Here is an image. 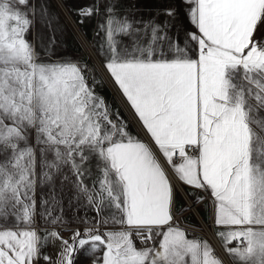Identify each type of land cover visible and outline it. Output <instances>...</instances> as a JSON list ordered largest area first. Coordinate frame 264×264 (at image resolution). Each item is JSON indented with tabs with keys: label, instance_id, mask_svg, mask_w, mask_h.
Segmentation results:
<instances>
[{
	"label": "snow or ice",
	"instance_id": "obj_1",
	"mask_svg": "<svg viewBox=\"0 0 264 264\" xmlns=\"http://www.w3.org/2000/svg\"><path fill=\"white\" fill-rule=\"evenodd\" d=\"M184 4L194 31L182 46L167 21L120 18L112 5L98 26L102 70L145 142L113 117L94 70L36 51L33 0H0V264H75L81 252H102L92 264H223L207 240L175 223L177 182L205 194L197 203L211 199L231 264H264V0ZM39 14L51 23L43 3ZM93 162L90 188L84 165ZM66 167L76 198L100 219L82 220L68 240L55 230L41 236L37 215L44 229L64 220L44 207L48 199L37 211V187L56 174L67 180ZM57 240L53 260L42 248Z\"/></svg>",
	"mask_w": 264,
	"mask_h": 264
},
{
	"label": "rangeland",
	"instance_id": "obj_2",
	"mask_svg": "<svg viewBox=\"0 0 264 264\" xmlns=\"http://www.w3.org/2000/svg\"><path fill=\"white\" fill-rule=\"evenodd\" d=\"M60 1L66 11L69 13V15H71V17L74 19L81 33L88 41L87 43L91 45L89 46L93 48L92 50H94L101 63L103 62V57L99 55V52L101 51L100 44L103 37V33H100V35H97V33L99 32L98 26L105 19L106 5H112L116 16L120 18L127 17L129 20L135 21H155L161 24L164 21H167L170 25V27L167 29L168 34L173 39L179 38L181 46L182 42L187 37V33L190 31H194V28L190 24L187 17L186 5L184 4V0ZM33 3H35L37 6V14L35 16V23L33 29L30 35L28 36V39L34 43L36 51L41 55V57L46 62L58 60L61 58H70L72 61L78 62L80 64H86L89 69L94 70L97 80L101 82V84L98 85L95 90L99 95L104 98L106 103L110 105L113 117H115L116 113L119 112V115L122 117V119L129 124L132 134L138 135L139 138L145 140V142H149L150 140L148 139V137H143L141 135V133L143 132H139L137 124H135L136 121L134 122V120L130 118L127 114L124 105L119 100L110 83L106 80L105 76L97 66L98 64L94 61L93 57L90 56L91 54L89 55L87 49L84 48V44L81 43L77 34L74 32L66 17L61 12L59 6L57 5V2L55 0H33ZM40 3H43L47 8L48 17L51 21L50 24L45 23L39 14ZM87 7H92L94 9L93 15L91 17L81 16L79 14V10ZM97 7L99 8L98 13L95 11ZM168 9L174 10V17H168L164 15V12ZM135 26L141 27V31L135 33V35L143 36L142 25ZM117 38L120 39V37ZM123 39L125 43L130 42V38L126 37ZM261 115H264V112H262ZM151 146L155 150V147L153 145ZM49 159H52L51 155H49ZM84 169L85 176L83 177V181L86 185L91 188L93 186V181L99 176V172L94 167V162L91 164L84 165ZM39 170L40 169L38 166L37 171ZM63 172L67 174V180L63 179V175L56 174L51 182H46L44 185L37 187L36 202L37 211L40 212L43 211V208L41 207L42 201L44 199H48L49 205H46L44 207H51L53 209V216H62L64 220V225L55 229H53L52 227H48L47 229L41 228L39 226L42 225L44 222L39 215L36 216V222L38 225L37 230L41 236L44 235L45 231L50 232L55 230L59 232L60 236H62L64 240H68L71 234L78 228L82 230V220L87 219L89 221H93L96 219H100V216H97L95 209L89 207L86 204V201L83 197H81L80 199L76 198V193L74 189L76 177L72 175L71 171L67 167L63 169ZM182 187L183 185L181 186V188ZM182 192L177 190L176 199H184L186 201L187 197L184 193V189ZM53 195L55 196L56 203H52ZM192 210V224L197 226L192 227L190 225L191 219L188 221L186 220L187 223L185 224L186 227L189 229L188 231H190L191 235L196 234L202 240H207L214 249L213 245L205 235L206 228H204V226H206L213 232L211 223H205L202 225L199 218H197V212L193 207ZM105 215H108L107 211L101 213V216ZM175 223L183 224V221L181 219H176ZM100 230L102 232L104 229L101 228ZM49 244L50 241L47 243V246L42 248V252L44 254H47V251L50 253ZM214 251L215 255L220 258L215 249ZM97 256H99V253H96L95 256H86L84 252H81L76 260L80 262V258H82V260L95 259ZM80 263H83V261ZM39 264H46V262L41 259L39 260Z\"/></svg>",
	"mask_w": 264,
	"mask_h": 264
},
{
	"label": "crops",
	"instance_id": "obj_3",
	"mask_svg": "<svg viewBox=\"0 0 264 264\" xmlns=\"http://www.w3.org/2000/svg\"><path fill=\"white\" fill-rule=\"evenodd\" d=\"M57 2V5L59 6L61 12L64 14V16L66 17L67 21L69 22V24L71 25V27L73 28L74 32H76L75 28L73 27L72 23H70V21H73V23L77 26V24L75 23L74 19L71 17V15H69V13L66 11V9L64 8L63 4L61 3L60 0H55ZM78 28V26H77ZM79 29V28H78ZM80 31V29H79ZM81 33V31H80ZM77 34V32H76ZM82 34V33H81ZM78 38L80 39L81 43L83 44L79 34H77ZM83 36V34H82ZM84 37V36H83ZM84 39L86 40V38L84 37ZM87 41V40H86ZM88 42V41H87ZM90 45V44H89ZM84 46V45H83ZM91 46V45H90ZM85 48V47H84ZM92 48V47H91ZM93 49V48H92ZM94 51V50H93ZM88 52V51H87ZM89 53V52H88ZM95 53V52H94ZM90 55V54H89ZM96 55V53H95ZM97 57V55H96ZM98 60V67L101 70V72L103 73V75L105 76L106 80H110L107 76V74L102 70V63L100 62L99 58L97 57ZM112 84L114 85V83L112 82ZM115 86V85H114ZM116 87V86H115ZM117 88V87H116ZM119 91V90H118ZM121 94V93H120ZM122 96V95H121ZM122 99H124L122 97ZM126 101V100H125ZM127 103V102H126ZM130 107V106H129ZM132 111V110H131ZM134 114V112H132ZM141 135L143 137H145V135L143 133H141ZM150 140V138H148ZM154 146V145H153ZM155 147V146H154ZM184 189V193L187 197V200L185 201L184 199H175V206L173 210L174 212V221L177 220H182L183 224H178L179 227L183 228L186 230V232L188 233V237L189 238H198L200 240H202L198 235L194 234L191 235L190 231H188L189 229L186 227V224L188 220L191 219V226H197V225H193L192 224V215L191 212H193L192 207L195 209V211L197 212L196 214L202 219V221L204 223H211L213 232L216 235L217 232V228L214 225V215H213V205H212V201L210 198L205 197L202 203H197L196 199L198 196H204L205 194L201 191H197L195 189H192L190 187H186L183 186L182 187ZM195 214V216H196ZM187 220V221H186ZM190 223V222H188ZM177 224V223H176ZM183 225V226H182ZM189 225V224H188ZM40 234V233H39ZM157 241L160 239L159 237L156 238ZM219 240V239H218ZM219 242L221 243V241L219 240ZM136 246L138 248L143 247L140 242L137 240L136 241ZM49 248H50V253L47 251V255H50L52 257L53 260L56 259V256L58 254V252L60 251V241H55V243L53 244V242L50 241L49 244ZM102 255V252L99 253V256ZM92 260L93 259H83L80 258V262L83 261V263H80L78 260L75 261V264H92Z\"/></svg>",
	"mask_w": 264,
	"mask_h": 264
},
{
	"label": "bare ground",
	"instance_id": "obj_4",
	"mask_svg": "<svg viewBox=\"0 0 264 264\" xmlns=\"http://www.w3.org/2000/svg\"><path fill=\"white\" fill-rule=\"evenodd\" d=\"M70 23H72L73 27L75 28L77 34H79L85 48L87 49V51L89 52V54H91L90 56L93 57L94 61L98 64V60L97 57L94 53V51L92 50V48L89 46V44L87 43V41L84 39V37L82 36V34L80 33L79 29L77 28V26L73 23V21H70ZM75 32V33H76ZM105 75V74H104ZM106 76V75H105ZM107 78V77H106ZM107 81L110 83L111 87L113 88L114 92L116 93V95L118 96L119 100L122 102V104L124 105V108L127 112V114L129 115L130 118H132L135 122V124H137V119L135 118L134 114L132 113L130 107L127 105L126 101L124 99H122V96L120 94V92L118 91V89L112 84V82L110 80L107 79ZM131 119V120H132ZM136 126V125H135ZM144 134V133H143ZM145 135V134H144ZM181 184H179L177 182L176 187L177 190H179L180 192H182L181 189ZM183 193V192H182ZM197 218H199L201 224H205L202 219L197 216ZM204 228H206L205 230V235L208 238V240L211 242V244L213 245L214 249L216 250L217 254L220 256V258L223 260L224 264H231V262L228 260L227 256L225 255L222 246L219 242V240L217 239V237L215 236V234L208 229L206 226H204Z\"/></svg>",
	"mask_w": 264,
	"mask_h": 264
}]
</instances>
